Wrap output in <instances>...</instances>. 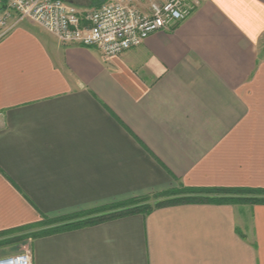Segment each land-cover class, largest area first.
<instances>
[{
  "label": "crops",
  "instance_id": "obj_1",
  "mask_svg": "<svg viewBox=\"0 0 264 264\" xmlns=\"http://www.w3.org/2000/svg\"><path fill=\"white\" fill-rule=\"evenodd\" d=\"M190 1L174 29L111 58L30 22L0 40V240L22 237L31 264H264V205L16 232L181 186L264 190V0Z\"/></svg>",
  "mask_w": 264,
  "mask_h": 264
},
{
  "label": "built area",
  "instance_id": "obj_2",
  "mask_svg": "<svg viewBox=\"0 0 264 264\" xmlns=\"http://www.w3.org/2000/svg\"><path fill=\"white\" fill-rule=\"evenodd\" d=\"M8 6L16 20L0 40L18 24L30 22L63 45L95 48L111 58L139 48L153 34L171 31L197 5L190 0H151L140 7L132 0H108L86 12L62 0H9ZM31 263L28 248L0 258V264Z\"/></svg>",
  "mask_w": 264,
  "mask_h": 264
},
{
  "label": "trees",
  "instance_id": "obj_3",
  "mask_svg": "<svg viewBox=\"0 0 264 264\" xmlns=\"http://www.w3.org/2000/svg\"><path fill=\"white\" fill-rule=\"evenodd\" d=\"M7 0H0V9L3 8ZM248 194L260 196V199H249L243 204L249 203L251 205H264V190H195L189 188H183L169 190L160 194L151 196L134 197L128 200L115 202L109 205H105L93 210L77 212L70 216L47 219L43 218L38 225L28 226L16 230V232H26L30 230H37L33 234V237H42L52 235L56 233L72 231L82 229L85 227L95 226L100 223L111 221L114 219L125 218L133 215L147 216L155 209L176 206L181 204H229L234 205L238 202L235 199L230 198V195L234 194ZM154 200V203L152 201ZM53 226L50 229L41 230ZM0 234L1 236L10 235ZM22 237L8 238L6 240H0V246H9L19 243Z\"/></svg>",
  "mask_w": 264,
  "mask_h": 264
},
{
  "label": "rangeland",
  "instance_id": "obj_4",
  "mask_svg": "<svg viewBox=\"0 0 264 264\" xmlns=\"http://www.w3.org/2000/svg\"><path fill=\"white\" fill-rule=\"evenodd\" d=\"M9 0H7V2L5 3L4 7L0 9V22H3L4 25L0 26V35L2 33L5 32V30H7L16 20V15H14V13L10 10L9 8ZM7 15V17H6ZM23 23V22H22ZM232 199L237 200L238 202H236V204L234 205H242L244 200L245 201H250L249 199H260V196L257 195H248V194H244V193H240V194H234V195H230L229 196ZM152 203H154V200L152 201ZM243 205H251L249 203H244ZM53 226H47L46 228H42L41 230H45V229H50ZM27 244V242L24 243L20 242L19 244L16 245H9V246H0V256H6V255H11V254H17L20 253L24 250V246ZM28 245V244H27Z\"/></svg>",
  "mask_w": 264,
  "mask_h": 264
}]
</instances>
